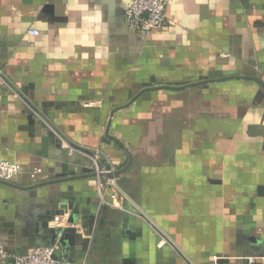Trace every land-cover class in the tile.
I'll return each instance as SVG.
<instances>
[{"label": "crops", "instance_id": "crops-1", "mask_svg": "<svg viewBox=\"0 0 264 264\" xmlns=\"http://www.w3.org/2000/svg\"><path fill=\"white\" fill-rule=\"evenodd\" d=\"M131 1L0 0V162L24 169L0 180V247L58 241L75 264L264 257V0H169L146 35ZM63 139L117 167L120 206Z\"/></svg>", "mask_w": 264, "mask_h": 264}, {"label": "built area", "instance_id": "built-area-1", "mask_svg": "<svg viewBox=\"0 0 264 264\" xmlns=\"http://www.w3.org/2000/svg\"><path fill=\"white\" fill-rule=\"evenodd\" d=\"M169 0H132L130 6L126 9V18L131 29L140 34H149L157 30H161L169 24L168 18ZM33 35H38L39 32L33 30L30 32ZM0 84L11 86V80L0 69ZM19 96V94L17 93ZM29 107H31L29 105ZM64 147L71 152H82L86 154L92 161L94 174L99 182V191L105 186L113 187L111 192L112 201H106L102 196L104 203L112 206H120L117 202L119 191L117 189V177H111L109 174L117 172V167L111 161H107L101 151L85 152L71 146L63 139ZM24 169L20 164L10 163L6 161L0 162V180L4 182L14 183L23 173ZM41 173V170L36 169L31 173L34 178ZM55 227L62 229L61 216L54 219ZM62 233L59 234L61 239ZM59 244L40 245L27 250L24 253H9L3 247H0V262L2 264H75L72 260L66 259L63 256H57L59 252ZM242 264H264V257H245ZM233 258L217 256L213 258L212 264H235Z\"/></svg>", "mask_w": 264, "mask_h": 264}, {"label": "water", "instance_id": "water-1", "mask_svg": "<svg viewBox=\"0 0 264 264\" xmlns=\"http://www.w3.org/2000/svg\"><path fill=\"white\" fill-rule=\"evenodd\" d=\"M120 172L118 171V172H116V173H114V175L117 177L118 176V174H119ZM62 209L64 210V212H68V207H67V205H62ZM69 222H73V220H72V218L70 219V221ZM68 230V228H62V229H58L57 231V235H58V237H59V234L60 233H62V237H61V239H63L64 237H65V233H66V231ZM60 239V240H61ZM58 257L60 256L59 254L57 255Z\"/></svg>", "mask_w": 264, "mask_h": 264}]
</instances>
